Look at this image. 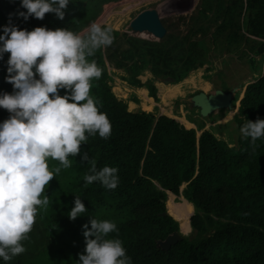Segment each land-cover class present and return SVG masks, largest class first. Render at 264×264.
Masks as SVG:
<instances>
[{"label":"trees","instance_id":"16d2710c","mask_svg":"<svg viewBox=\"0 0 264 264\" xmlns=\"http://www.w3.org/2000/svg\"><path fill=\"white\" fill-rule=\"evenodd\" d=\"M113 1L119 0H70L63 19L49 12L43 19L25 20L17 15L26 11L21 0H0V34L8 23L28 30L66 27L81 33ZM181 19L188 31L182 33L163 20L167 33L160 40L102 24L112 28L114 42L88 59H95L102 70L101 77L91 81V94L111 121V136L89 137L81 144V153L69 157L68 168L49 158L50 169L61 167L42 193L49 203L38 206L23 241L25 251L9 261L0 259V264H78L85 249L83 225L92 217L116 222L132 264H264V138L252 144L239 131L248 119L264 118V0H201L190 16ZM208 36L218 47L223 43L229 53L241 49L256 71L254 80L233 97V109L240 100L234 117L236 139H222L210 130L198 135L197 128H187L167 113L134 110L114 92L116 75L131 86L146 88L157 103L158 85H164V79L172 77L176 84L204 65L206 72L212 68ZM9 55L5 52L0 59V93L13 91L5 80ZM133 99L142 102L137 94ZM9 115L0 107V121ZM85 151L89 160L82 162ZM93 161L97 168L117 167L115 189L99 182L86 184L84 175ZM169 192L176 195L175 201L191 204V237L182 233L181 221L168 209ZM76 195L87 211L73 220L68 213ZM175 231L182 239L168 250L157 244Z\"/></svg>","mask_w":264,"mask_h":264},{"label":"clouds","instance_id":"9594fccd","mask_svg":"<svg viewBox=\"0 0 264 264\" xmlns=\"http://www.w3.org/2000/svg\"><path fill=\"white\" fill-rule=\"evenodd\" d=\"M70 0H21L17 15L43 19L54 13L63 19ZM165 25V24H164ZM134 32V31H133ZM155 37V36H154ZM112 28L97 22L85 33L66 27L32 30L8 23L0 34V59L10 53L5 80L13 91L0 93V107L9 117L0 121V259L9 261L25 251L38 206L49 203L45 186L61 167L49 168V158L63 168L71 166L70 156L81 153V144L91 136L108 139L112 124L91 94V81L100 78L94 57L97 50L112 45ZM264 72V68H262ZM60 89L65 93L60 94ZM235 96V95H234ZM243 138L255 144L264 138V118L248 119L239 129ZM88 152L81 161H88ZM86 184L99 182L106 189L119 183L118 169L96 163L84 175ZM87 211L76 195L68 215L75 219ZM90 223V227H89ZM83 225L85 249L78 264H132L115 221L92 217ZM116 233V235H113Z\"/></svg>","mask_w":264,"mask_h":264},{"label":"rangeland","instance_id":"374dc122","mask_svg":"<svg viewBox=\"0 0 264 264\" xmlns=\"http://www.w3.org/2000/svg\"><path fill=\"white\" fill-rule=\"evenodd\" d=\"M201 0H119L109 2L104 5V9L95 22L102 24H111L114 28L121 32H128L131 35L158 40L148 32H133L130 28L131 20L142 10L147 8H156L160 17L166 23L171 24L173 29L178 28L182 33L188 31V26L181 17L190 16L197 8ZM143 7H146L142 9ZM89 26V25H88ZM88 28V27H87ZM87 28L81 32L85 33ZM211 37H207L209 48V57L212 62V68L206 72V65L192 71L191 74L181 81L174 83V80L165 82L159 86L160 101L157 103L152 97L147 95L146 88H137L129 85L118 76L114 75L113 90L118 97L124 98L134 110L143 108L144 110H155L158 115L167 113L174 116L181 124L187 128H197L198 135L204 130L217 132L219 137L228 140L229 138H237L235 114L238 112L240 100H237V106L233 110L223 109L216 111L209 116H201L199 109L192 107L191 97L203 90L207 93L214 92L216 89L225 91L241 88L246 82L254 80L256 76L253 68L250 67L246 53L241 49H234L228 52L223 43L218 47L210 42ZM120 44L121 39L118 41ZM247 48L246 46H244ZM253 53H251L252 55ZM242 55V57H241ZM260 58L258 55L257 59ZM109 69L114 67L108 63ZM197 74V75H196ZM208 77L206 78V75ZM197 78V79H196ZM200 88V89H198ZM139 95L142 99L140 104L134 101V95ZM235 96L238 95L236 91ZM234 96V97H235ZM158 105V109L155 106ZM200 124L201 128H200ZM200 128V129H199ZM234 135H232V134ZM235 144V142H233ZM173 195V196H172ZM181 197V196H180ZM176 195L168 193V209L181 221V230L184 235L194 233L190 225V217L193 214L191 204L182 199L175 201ZM179 198V197H178ZM180 199V198H179Z\"/></svg>","mask_w":264,"mask_h":264},{"label":"water","instance_id":"95a60500","mask_svg":"<svg viewBox=\"0 0 264 264\" xmlns=\"http://www.w3.org/2000/svg\"><path fill=\"white\" fill-rule=\"evenodd\" d=\"M130 28L134 32H148L155 36L158 40L163 38L167 33V28L164 25L159 11L156 8H147L139 12L130 22ZM175 80L174 78L164 79V82L169 80ZM237 88L233 90L225 91L221 88L216 89L214 92H200L194 94L191 97L192 107L199 109L201 116H209L210 114L222 110L233 109V97ZM182 239V235L179 231H175L169 234L165 239L158 240L157 244L163 249L168 250L173 244Z\"/></svg>","mask_w":264,"mask_h":264},{"label":"crops","instance_id":"0c3cea01","mask_svg":"<svg viewBox=\"0 0 264 264\" xmlns=\"http://www.w3.org/2000/svg\"><path fill=\"white\" fill-rule=\"evenodd\" d=\"M237 90H238V88H237Z\"/></svg>","mask_w":264,"mask_h":264}]
</instances>
